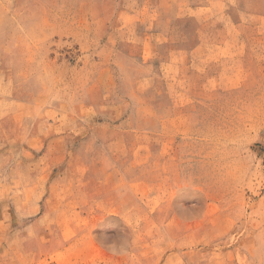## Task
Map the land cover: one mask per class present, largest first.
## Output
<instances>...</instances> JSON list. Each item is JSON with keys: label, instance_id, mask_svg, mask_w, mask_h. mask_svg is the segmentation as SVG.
<instances>
[{"label": "rangeland", "instance_id": "rangeland-1", "mask_svg": "<svg viewBox=\"0 0 264 264\" xmlns=\"http://www.w3.org/2000/svg\"><path fill=\"white\" fill-rule=\"evenodd\" d=\"M0 264H264V0H0Z\"/></svg>", "mask_w": 264, "mask_h": 264}]
</instances>
